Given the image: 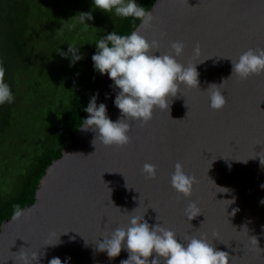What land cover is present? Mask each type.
<instances>
[{
    "label": "water",
    "instance_id": "obj_1",
    "mask_svg": "<svg viewBox=\"0 0 264 264\" xmlns=\"http://www.w3.org/2000/svg\"><path fill=\"white\" fill-rule=\"evenodd\" d=\"M149 10L156 19L141 34L159 42L156 55L182 42L177 59L196 65L200 90L182 88L170 101V114L157 109L143 127L131 121V143L123 148L94 145L96 134L81 125L48 165L35 201L22 207L32 214L1 223L0 264H17L22 249L37 253L39 264L57 257L62 264H121L129 258L126 248L110 259L97 241L127 227L131 213L173 230L182 243L191 235L206 237L233 257L229 264H264V74L240 80L231 61L248 49H264V0H155ZM223 82L227 104L213 110L205 91ZM113 84L104 74L94 95L115 122L121 113ZM145 163L157 166L156 179L142 172ZM177 163L199 181L191 198L172 188ZM191 202L201 214L189 221Z\"/></svg>",
    "mask_w": 264,
    "mask_h": 264
},
{
    "label": "clouds",
    "instance_id": "obj_2",
    "mask_svg": "<svg viewBox=\"0 0 264 264\" xmlns=\"http://www.w3.org/2000/svg\"><path fill=\"white\" fill-rule=\"evenodd\" d=\"M94 7L114 13L118 17H132L134 23L136 20L140 21V25L128 35H118L113 31L99 39L95 43L97 52L92 56L94 68L101 74H107L114 82L112 87L119 90L114 103L120 110L121 118L115 122L109 118L107 106L104 103L97 105V93L91 97L84 109L89 116L82 120L80 127L85 131L91 129L96 134L92 141L94 145L100 143L106 147L123 148L131 143L130 122L137 121L143 127L154 118L157 109L167 110L170 114V101L177 97L182 88L200 90L199 72L196 65H185L178 61L177 57L183 54L185 47L182 42H173L172 51L169 53L155 54L160 52L159 42L156 39L149 41L140 30L153 28L156 17L153 11L139 5L136 0H94ZM75 17L85 28L88 27L86 21L93 19L91 12H81ZM69 45L72 62L82 59L78 48L73 44ZM199 50L200 46L197 45L196 54H199ZM69 53L61 54L67 56ZM231 61L233 75L240 80L264 74V49H248L238 60ZM5 72L0 62V105L5 102L12 103L14 99L10 85L5 82ZM224 82L221 85L212 83L205 91L213 110H223L227 104V98L222 94ZM261 164L264 165V160H261ZM142 172L148 179L154 180L157 176V166L145 163ZM198 183L195 176L185 173L181 163L175 165L171 185L180 196L191 198L194 186ZM219 189L221 190L218 192L229 191L226 188ZM12 207L13 223L33 212L32 208H22L19 204ZM200 214L201 211L195 202H191L185 209L189 221ZM129 216L127 227H118L109 237H104L103 242L97 241L98 250L106 252L110 259L118 257L122 249L126 248L129 258L122 260L121 264H161L162 260L164 264H229L233 259L228 252L217 250L204 236L191 235L185 237V242L182 243L178 240L176 232L162 224L150 225L144 215L131 213ZM55 236V233H51L49 239ZM253 243H256V240H253ZM15 259L17 264H32L33 261L39 264L40 257L35 252L29 254L22 249ZM49 264H62V261L57 257L51 259Z\"/></svg>",
    "mask_w": 264,
    "mask_h": 264
},
{
    "label": "trees",
    "instance_id": "obj_3",
    "mask_svg": "<svg viewBox=\"0 0 264 264\" xmlns=\"http://www.w3.org/2000/svg\"><path fill=\"white\" fill-rule=\"evenodd\" d=\"M41 1L42 0L35 1V9L42 8L39 5ZM76 1L81 4V6L83 5L82 11L91 12L92 16L96 11V16H99L100 12L99 9L94 7V0ZM154 1L155 0H136L139 5L144 6L148 10ZM51 5V1L45 4L47 8ZM75 5L76 4H74L73 7H75ZM70 6L72 5L66 3L63 5V8L67 9ZM30 12L31 7L25 0H0V28L2 24L8 22V25L3 26L4 33H2L0 29V38H2V36L6 37L12 47L14 46L15 49L19 48L21 51L25 49L27 52L23 60H19V58L15 56L11 59L6 57L7 59L5 60L7 67L11 69L10 74L5 77V80L6 83L11 84V92L14 99L12 103L7 102L5 108H0V141H3L2 138L4 137V133H1V131H5L6 127H8L11 122V110L18 101L19 93H25V91L19 92L23 80L31 79L36 89L42 92H53L55 99L59 98V96H56L63 88L68 94L63 101L60 98V100L58 99L57 105L59 104V106L50 116L51 134L49 137L44 136L37 140L36 145L41 150L33 155L30 166L26 167V172L22 173V180L13 194L2 196L3 193L0 192V226L6 218L12 216V206L14 204H19L21 207H24L35 201V194L41 177L45 174L48 165L51 164L54 159L62 155V149L67 143L74 140L79 127L82 125V120L85 119L87 115L84 109L88 106L91 97L94 95V88L100 83L104 75L94 68V62L92 61V56L97 52L95 37L99 36V34L96 36L94 33L97 29L94 30L93 23H90L93 19L87 20V28H85V25H81L74 20V27L72 29L67 28L66 31L65 27L56 28V32L53 28L54 20H52V18H45L44 22L47 23V26L44 25L46 33L36 35L35 38H37V40L35 39L34 42H29ZM112 15V23L108 25L107 28L113 27L109 30L106 28V34L116 31L118 35H128L140 23L139 20H136L134 23V18L132 17H118L115 16L114 13ZM13 20H18V23L14 24ZM39 29L43 30V26H40ZM70 30H73L72 32H74V34L68 33ZM80 31H82L84 33L83 36H85L83 41H81V36L77 40L73 39L74 37L77 38L78 32ZM89 31L93 32L94 35H91L92 37L87 39L90 35V33H88ZM49 40H51L52 44L50 49L47 47ZM93 43L95 45V51L93 53L90 52L89 54L85 53V51L80 53L81 47L87 44L92 45ZM69 44L75 45L80 55L83 57L77 61V64L72 62L71 54L69 53ZM28 50L31 51V54H29ZM61 53L69 54L65 56ZM31 55L37 56L38 60L35 61ZM37 66H39L40 69H37ZM59 86H61L62 89ZM4 120L7 121V126L3 124Z\"/></svg>",
    "mask_w": 264,
    "mask_h": 264
},
{
    "label": "rangeland",
    "instance_id": "obj_4",
    "mask_svg": "<svg viewBox=\"0 0 264 264\" xmlns=\"http://www.w3.org/2000/svg\"><path fill=\"white\" fill-rule=\"evenodd\" d=\"M25 1H27L31 7V12L29 13V18L31 17L29 21V42H34L35 39L37 40V38H35L36 35L46 33V28L44 27V25L47 26V23L44 22L45 18H52V20H54L53 28L56 32L57 29L64 27L67 31V28L72 29L74 27V20L80 23L78 21V18L75 16L78 13L84 12L82 11L83 5L81 6V4L77 3L76 0H42L39 4L42 8L39 9H35L34 7L36 0ZM48 1L52 2V5L49 8L45 6ZM66 3L72 6L64 9L63 5ZM74 4H76L75 7H73ZM99 12V16H96L95 11L93 14V21H90V23H93L91 24L94 26V30L97 29L94 32L96 36L99 34L98 37H95L96 42L105 36V34L107 33V30L105 29L112 23L113 20L112 14H108V12L100 9ZM87 22L88 21H86V23ZM13 23H18V20H13ZM5 25H8V22L2 24L0 28L2 30V33L5 32L3 29V26ZM40 26H43V30L39 29ZM110 28L107 29L109 30ZM72 31L73 30H70L68 31V33L74 34V32ZM78 33L79 34L77 35V38L74 37L73 39L77 40L81 36V41H83L85 37L83 36L84 33L82 31ZM88 33H90V35L87 39L91 38L94 35L93 32L89 31ZM51 45V40H49L47 47L50 49ZM83 51L89 54L90 52L93 53L95 51L94 43L92 45L87 44L81 47L80 53ZM28 52L29 54H31L30 50H28ZM26 54L27 52L25 51V49L24 51H21L19 48L15 49L14 46L12 47L6 37L2 36V38H0V62H2V65L6 70L5 77L8 76V74H10L11 72V69H9L5 63V60L7 59L6 57H8V59H11L13 56H15L16 58H19V60H23L24 55L26 56ZM31 56L35 61L38 60L37 56ZM74 64H77V61ZM37 69H40V67L37 66ZM9 85L11 88V84ZM20 86L21 88H19V92L25 91V93H19L18 101L17 103H15L11 110V122L9 123V126L6 127L5 131H1V133H4V137L2 138L3 141H0V192L3 193L2 196H9L11 193L13 194L18 184L21 182V175L23 172H26V167L30 166L33 155L41 150L36 145L37 140L40 137H49L51 134L50 116L51 113H54L59 106V104L57 105V101H59L60 99L63 101L65 96L68 94L64 88L62 89V87L59 86L62 90L56 96H59L60 99L56 98V100L54 98L55 96L53 92H42L36 89V86L31 79L23 80ZM6 104L7 102L1 105L0 108H5ZM3 124L5 126L8 125L6 120L3 121Z\"/></svg>",
    "mask_w": 264,
    "mask_h": 264
}]
</instances>
